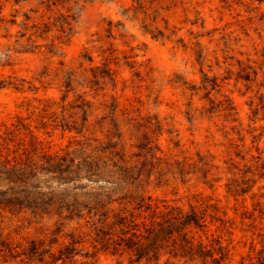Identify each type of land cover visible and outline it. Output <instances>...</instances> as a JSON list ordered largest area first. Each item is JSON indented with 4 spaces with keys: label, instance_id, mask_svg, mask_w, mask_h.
I'll use <instances>...</instances> for the list:
<instances>
[{
    "label": "rangeland",
    "instance_id": "374dc122",
    "mask_svg": "<svg viewBox=\"0 0 264 264\" xmlns=\"http://www.w3.org/2000/svg\"><path fill=\"white\" fill-rule=\"evenodd\" d=\"M5 51L13 53L12 63L0 65V80L25 78L26 90L0 88V128L18 122L19 117L34 127L48 121V128L35 129L50 141L53 149L66 145L76 134L62 127L54 128L52 120L57 115L61 117L63 83L70 71L96 65L101 69L106 55L118 56V64H113L118 87L113 90L109 86L104 91L120 95L123 104L131 102L143 114L157 113L165 124L161 143L169 156L187 154L198 158L197 151H201L214 155L215 162L222 166L221 170H213L214 186L195 178L185 183L171 179L169 183L153 184L154 195L187 205L199 193L213 195L231 219L233 233L224 232L232 249L231 264H242L253 244L261 246L248 221L241 216L245 204L252 207L251 198L247 195L244 202L227 193L225 184L232 174H226L229 169L225 160L235 157L240 162L239 168H235L239 172L248 167L236 156L238 147H252L250 152L257 154L256 146L260 145L264 155V3L0 0V63L7 62ZM204 73L217 77L220 85L205 89ZM192 85L199 89H192ZM75 98L76 93H71L69 99ZM39 99L56 102L47 110L50 115L55 113L50 119L42 118L46 110ZM168 129L173 130L180 146L174 147L168 141ZM239 131L246 135L245 142ZM259 187L264 191V178L258 180L255 190ZM7 215H0L5 236L23 241L28 249L30 239L44 236L34 227L28 229L27 220ZM212 229L216 230V225ZM50 244L47 241L44 250L48 264H119V258L111 255L86 257L88 249L81 245L64 262L47 252ZM56 247L53 249L57 250ZM89 251L92 254L91 248ZM47 263L21 253L0 256V264ZM123 264H129L128 260Z\"/></svg>",
    "mask_w": 264,
    "mask_h": 264
},
{
    "label": "trees",
    "instance_id": "16d2710c",
    "mask_svg": "<svg viewBox=\"0 0 264 264\" xmlns=\"http://www.w3.org/2000/svg\"><path fill=\"white\" fill-rule=\"evenodd\" d=\"M223 1L232 5L236 0ZM4 54L7 62L0 65L11 64L13 53ZM117 58L106 55L101 69L99 65L74 69L65 79L62 114L52 120L54 128L76 133L66 145L53 149L36 131L48 128V121L34 127L19 117L18 122L0 128V215L27 220L28 229L34 227L44 235L30 239L28 249L23 241L5 236L0 224V256L21 253L47 263L44 250L51 241L47 252L64 262L81 245L88 249L84 256L111 255L119 258V264L125 259L129 264H231L232 249L224 238V232L233 233L231 219L213 195L199 193L187 205L161 199L151 189L153 184L171 179L185 183L195 178L214 186L216 179L211 175L222 166L214 155L201 151H197L198 158L169 156L161 143L165 132L161 117L143 114L133 103L123 104L120 95L104 91L118 87L113 67ZM25 80L3 79L0 88L26 90ZM202 84L207 90L220 85L217 77L207 73ZM79 86L89 89L79 91ZM191 88L199 89L196 85ZM71 93H76L73 100L69 99ZM39 100L46 110L42 118L50 119L55 113L50 115L47 110L56 102ZM168 132V141L180 146L173 130ZM239 134L244 141L246 135ZM248 148L238 147L236 152L247 169L236 171L240 162L233 156L225 160L226 174H232L225 186L236 200L247 202V195L252 200V207L245 204L241 216L261 246L253 244L242 264H264V191L263 187L255 190L258 180L264 178V155L260 145L257 154ZM56 245L57 250L53 249Z\"/></svg>",
    "mask_w": 264,
    "mask_h": 264
}]
</instances>
